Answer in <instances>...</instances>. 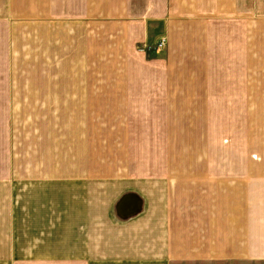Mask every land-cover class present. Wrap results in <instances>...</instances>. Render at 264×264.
I'll return each instance as SVG.
<instances>
[{"label":"crops","instance_id":"0c3cea01","mask_svg":"<svg viewBox=\"0 0 264 264\" xmlns=\"http://www.w3.org/2000/svg\"><path fill=\"white\" fill-rule=\"evenodd\" d=\"M0 264H264V0H0Z\"/></svg>","mask_w":264,"mask_h":264},{"label":"built area","instance_id":"2783aa9c","mask_svg":"<svg viewBox=\"0 0 264 264\" xmlns=\"http://www.w3.org/2000/svg\"><path fill=\"white\" fill-rule=\"evenodd\" d=\"M167 43V37H163L157 44L158 48H163Z\"/></svg>","mask_w":264,"mask_h":264}]
</instances>
